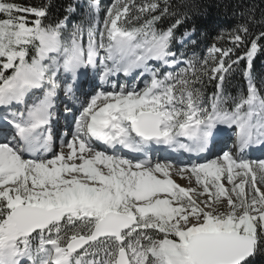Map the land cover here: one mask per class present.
Here are the masks:
<instances>
[{"label": "snow or ice", "instance_id": "obj_1", "mask_svg": "<svg viewBox=\"0 0 264 264\" xmlns=\"http://www.w3.org/2000/svg\"><path fill=\"white\" fill-rule=\"evenodd\" d=\"M190 7L88 0L69 27L73 4L52 22L48 3L0 0V264H264V158L245 155L264 149V11L200 56L175 50ZM154 145L200 159L154 161Z\"/></svg>", "mask_w": 264, "mask_h": 264}, {"label": "trees", "instance_id": "obj_2", "mask_svg": "<svg viewBox=\"0 0 264 264\" xmlns=\"http://www.w3.org/2000/svg\"><path fill=\"white\" fill-rule=\"evenodd\" d=\"M84 5H79V0H24L27 3H48L50 4L49 21L54 22L58 18H63L66 14L65 9L69 4L76 6V11L70 17L71 22L79 23L87 12L88 0H82ZM105 0H102L103 3ZM176 4H188L190 8L185 9L189 12V19L185 21L177 30V37L186 31H195L191 35L190 41L183 48L177 43L175 50L186 51L188 55L195 52L203 56L216 40L222 31H230L238 24L245 22V18L240 16V12L252 5L257 6L255 17L261 19V12L264 11V0H175ZM103 14V12L101 11ZM101 14V15H102ZM168 21H165L167 25ZM254 32L261 30L259 25H250ZM194 41L195 43H192ZM223 43V42H220ZM227 46V45H226ZM243 66V62H242ZM254 75L259 84L264 80V53H258L253 63ZM226 89L232 95L246 88V82L242 75L237 71L225 84Z\"/></svg>", "mask_w": 264, "mask_h": 264}, {"label": "rangeland", "instance_id": "obj_3", "mask_svg": "<svg viewBox=\"0 0 264 264\" xmlns=\"http://www.w3.org/2000/svg\"><path fill=\"white\" fill-rule=\"evenodd\" d=\"M112 2V0H105L103 3H100V7L102 8V10L101 11H103V9L106 7V6H108V5H110V3ZM79 5L80 6H83L84 5V3H83V1L82 0H79ZM74 24V23H73ZM69 27H71L70 25H69ZM120 82L121 83H123L124 82V78L123 77H121L120 78ZM69 83H70V81H69ZM142 86V85H141ZM86 88V87H85ZM64 96V90H63V86L61 87V90H60V92H59V95H58V100H57V102H59L60 104H57V105H60V106H58L59 108H61V109H63V114L61 113V112H59V114L63 117V116H65V112H64V105H65V103H66V101L69 99L68 97L66 98V99H61V100H59L60 98H61V96ZM80 99H83V96L82 95H77ZM69 100H71V99H69ZM69 100H68V102L67 103H69ZM72 101V100H71ZM57 107V108H58ZM58 115V114H57ZM60 115H58V117L60 118ZM71 117V115H69V118ZM65 121V118H63L62 119V121ZM69 120V119H68ZM67 124V123H66ZM71 126V125H70ZM63 129V128H62ZM64 131L62 132V133H60V135H63L64 133H65V131H67V128H65L64 127V129H63ZM0 142H2V140H0ZM255 146H257L258 147V145H255ZM225 147V146H224ZM233 148V147H232ZM231 149V148H230ZM224 150H228V149H224ZM219 151V150H218ZM218 151H216V152H218ZM245 155L248 157V158H252V159H255V158H264V155H262V156H260V157H258L260 154H257V153H250V151L249 150H245ZM157 157V156H156ZM157 159H159V160H161L162 162L164 161V160H166V159H174V158H169V157H157L156 158V160ZM175 159H176V157H175ZM155 160V159H154ZM177 160V162H183V163H190V162H192V160H190V162H185V161H183L181 158H180V160H178V159H176ZM175 161V160H174ZM174 179H179V178H174Z\"/></svg>", "mask_w": 264, "mask_h": 264}, {"label": "bare ground", "instance_id": "obj_4", "mask_svg": "<svg viewBox=\"0 0 264 264\" xmlns=\"http://www.w3.org/2000/svg\"><path fill=\"white\" fill-rule=\"evenodd\" d=\"M84 89H85V87H83V89H82V91H84ZM81 91V92H82ZM58 115H60V114H58ZM66 124V123H65ZM68 124L70 125V123L68 122ZM68 124H66V125H68ZM66 132V131H65ZM224 139V142L228 139V136L227 137H224L223 138ZM59 143H60V140L57 142V144H56V146H57V148H58V146H59ZM256 149L257 148H259L260 146H254ZM216 148H218V147H216ZM215 147L212 149L213 151L216 149ZM258 153V152H257ZM264 153V152H263ZM157 155H158V153H157ZM260 156H262V155H259L258 157H260ZM156 157V156H155ZM159 157H169V158H174V159H172L174 162H177V160L176 159H178V160H180V157L176 154V153H171V152H167L165 155H163V156H159ZM175 157H176V159H175ZM153 160H154V158H153ZM156 160V159H155ZM154 160V161H155ZM183 161H185V160H183ZM177 163H179V162H177ZM174 178H178V177H173V179ZM176 180V182L177 183H179V184H181L182 186H187V184H186V181H184V180H180V179H175Z\"/></svg>", "mask_w": 264, "mask_h": 264}]
</instances>
